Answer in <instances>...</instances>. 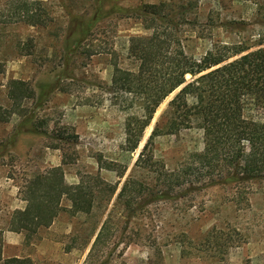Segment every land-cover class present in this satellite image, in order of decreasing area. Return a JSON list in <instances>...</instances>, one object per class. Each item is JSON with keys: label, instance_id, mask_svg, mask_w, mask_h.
Here are the masks:
<instances>
[{"label": "rangeland", "instance_id": "rangeland-1", "mask_svg": "<svg viewBox=\"0 0 264 264\" xmlns=\"http://www.w3.org/2000/svg\"><path fill=\"white\" fill-rule=\"evenodd\" d=\"M159 1L179 12L182 45L193 57L214 43L241 41L253 49L264 33V0H0V264L13 255L30 264H264V178L203 185L178 198L133 204L131 211L116 202L129 174L152 185L145 170H184L204 147L199 120H182L172 104L183 84L159 103L134 149L126 146L124 123L129 112H139L137 104L125 110L122 93L108 89L114 62L136 69L129 37L151 32L116 8ZM76 20L83 29L68 33ZM13 79L24 82L14 88L15 104L7 96ZM156 127L146 151L154 163L140 165L139 152ZM54 166L69 184L99 173L115 192L97 197L88 213L62 197L48 226L15 231L24 192ZM117 170H124L121 177ZM212 227L215 239L230 242L226 251L202 243Z\"/></svg>", "mask_w": 264, "mask_h": 264}, {"label": "trees", "instance_id": "trees-1", "mask_svg": "<svg viewBox=\"0 0 264 264\" xmlns=\"http://www.w3.org/2000/svg\"><path fill=\"white\" fill-rule=\"evenodd\" d=\"M167 7L168 2L159 1L131 9L116 8L140 19L143 27L151 32L129 37L128 51L137 62L136 69L122 68L114 62L108 89L122 93L127 100L123 105L125 110L137 104L139 112H129L124 123L126 146L134 149L159 103L183 84L171 101L174 108L181 109L182 120L188 121L191 117L199 120L204 147L190 155L184 170H145L152 174V185L129 174L117 192L116 202L130 211L134 209L133 204L139 206L150 200L178 198L203 185L229 181L239 185L264 178V33L259 34L253 49L248 50L250 45L241 41L214 43L200 57H193L182 45L176 18L179 12ZM72 23L74 26L70 24L68 33L73 27L83 29V24L77 20ZM23 84L19 79L10 80L7 96L13 104L18 99L14 88ZM188 97L193 100L189 102ZM247 107L253 112L248 114ZM177 125V120H170V129L175 130ZM157 128L142 147L136 163H154L152 155L146 151ZM112 164L109 162L110 166ZM217 164L227 168L216 170ZM109 165L104 167L111 169ZM123 172L117 170L118 177ZM98 174L79 175L76 183L69 184L61 166L39 173L24 192V208L14 212V230L33 232L48 226L60 210L62 197L70 201L74 210L84 213L91 210L97 197L110 199L116 185ZM236 195H242L237 186ZM214 233L213 227L206 230L202 243L213 242L214 248L226 251L230 242L215 239ZM2 263L30 264V260L9 256L3 258Z\"/></svg>", "mask_w": 264, "mask_h": 264}, {"label": "crops", "instance_id": "crops-1", "mask_svg": "<svg viewBox=\"0 0 264 264\" xmlns=\"http://www.w3.org/2000/svg\"><path fill=\"white\" fill-rule=\"evenodd\" d=\"M20 232V231H19ZM14 233H16V235H18V237H19V234L17 233V232H14ZM13 256H18V255H13ZM9 257V256H8ZM18 257H20V256H18Z\"/></svg>", "mask_w": 264, "mask_h": 264}]
</instances>
